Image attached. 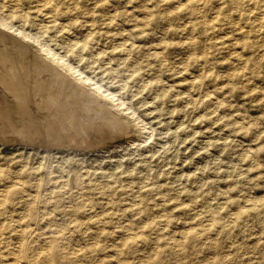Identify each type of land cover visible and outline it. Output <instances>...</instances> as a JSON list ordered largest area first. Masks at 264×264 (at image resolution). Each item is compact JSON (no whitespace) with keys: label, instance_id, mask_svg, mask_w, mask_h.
<instances>
[{"label":"rangeland","instance_id":"374dc122","mask_svg":"<svg viewBox=\"0 0 264 264\" xmlns=\"http://www.w3.org/2000/svg\"><path fill=\"white\" fill-rule=\"evenodd\" d=\"M44 1L0 3L13 28L112 91L139 129L64 133L56 119L60 145H51L37 130L15 141L0 123V264H42L48 254L77 264L69 250L93 262L87 246L139 227L206 230L193 264L221 254L222 264H264V0ZM41 98L10 109L1 94V118L29 137L46 115L34 106Z\"/></svg>","mask_w":264,"mask_h":264},{"label":"bare ground","instance_id":"6f19581e","mask_svg":"<svg viewBox=\"0 0 264 264\" xmlns=\"http://www.w3.org/2000/svg\"><path fill=\"white\" fill-rule=\"evenodd\" d=\"M12 1L14 2L15 0H12ZM36 1H39V0H36ZM41 2H43V0H41ZM44 2L45 3H52V0H46ZM199 4H201V3H199ZM2 6L3 5L1 2L0 3V96H1V94H4L5 96L6 95L9 96V98L11 100V102L9 100L10 109H11L12 107H17L20 105L22 106L24 104L27 105V104L32 103V105H33V102H32L33 98L36 96L43 95V98H41L39 101H37V104L34 106L38 107V108L40 106L42 107V111L46 113V115L42 116L44 121L43 122L38 121L35 124L33 123L32 127L30 128V132L34 131V130L35 131L37 130V132L39 131L40 136H41L40 139L43 143L45 142V143L51 144V145H60L59 144L60 139L58 138V136H51L52 132H50V130H51L50 127H51V125L54 124V121L56 119L58 121L59 130L64 132V133L73 132V133H77V134L80 133L81 134L82 132L89 131V130H90V133H92L94 130H96V128L97 129L100 128V129H103L104 131H106L107 134L114 135V136H122L123 134H125L128 131H132L133 129L135 131H137L139 129L137 126V123L135 121V118L130 117L129 113H128V115H126V114L122 113L123 111L121 112V109L119 107H121L120 105H122L123 103H122V101L116 103L117 100L116 101L114 100V96H113L114 94L112 95V91H111V93H108L107 91L101 89L100 86H98L94 82H92L88 77H85V76L82 77L81 72H79V70L76 67H74L73 64L71 65V64L63 61L60 56H57L56 54H54L50 50V47L47 44L42 43V41L39 40V37L36 34L30 33L32 31L26 32L24 30L25 28L20 29V30L17 28H13L12 25L10 23H8V20H9L8 16L9 15L8 14L4 15ZM7 29L11 30V32H7ZM18 39L26 41L27 45L30 48H32L31 50L34 49L37 53L33 54L32 52H30V50H28L29 48H27L28 46L24 45L23 42H22V44L19 43ZM47 58L49 60H47ZM95 58H96V56H95ZM144 86H145V84H144ZM141 88H142V86H141ZM167 88H165V89H167ZM6 98H8V97H6ZM199 98H202V94ZM193 99H194V96H193ZM193 99H191L192 102H193ZM1 104H3V103H1ZM127 109H128V107H127ZM123 110H125V109H123ZM4 114H7V113L5 112ZM6 116H8V115H6ZM194 116H195V114H194ZM8 120L5 121L4 118H1V113H0V123H4L5 125H8V127L10 128V131L12 132L11 137H14L15 141H22L23 142V140H27L33 136L34 137L36 136L37 132H35V131H34V134L29 133L30 134L29 137L24 136L23 131L26 132L24 130V127L15 125V123H12L9 118H8ZM141 121L142 120H140V122ZM56 129H57V127H56ZM7 130H8V128H7ZM141 130H143V129H141ZM144 130H145V128H144ZM62 132H61V135H62ZM142 132H144V131H142ZM90 133H89V135H90ZM107 136H109V135H107ZM140 136H141V134H140ZM34 139L37 140V138H34ZM57 139H59V140L57 141ZM71 139H73V138H71ZM106 139H107V137H106ZM75 140L70 141V143L74 142L73 145H76L77 148L89 149L92 147L91 145H89L91 143L88 144L87 141L83 142L84 143V145H83V144H80L81 142L80 143L75 142ZM88 141L90 142V140H88ZM101 143H103V142H101ZM32 145H34V144H32ZM246 148H248V147H246ZM69 149H70V147H69ZM244 150H247V149H244ZM46 152H47V150H46ZM125 185H126V183H125ZM200 199H201V196H200ZM218 201H220V200H218ZM156 205H158V204H156ZM105 206H106V204H105ZM207 207H209V206H207ZM25 208H26V206H25ZM170 211H172V210H170ZM33 221H37V220H33ZM126 225H127V223H126ZM40 226H42V225H40ZM19 228H21V227H19ZM43 228L41 230H43ZM126 230H129V229H126ZM146 230H148L147 233L145 232ZM130 234L131 235H125V236H123L124 235L123 234L122 235L123 237H121V236H119V234H117L116 237L119 240H115L116 239V237H115L114 242L112 244H111V241L109 242L110 246H108V245L104 246L102 244H99L98 242L96 243V245L92 244V245L87 246L88 251L92 252L94 254L95 258H94L93 262L87 261L84 259L87 256L86 255L87 252L81 253L79 250L77 256L73 253V251H70V250L66 251V252L64 250V252L67 255L75 256V258L77 259L76 260L77 264H193L199 259V254L200 253L203 254L202 244H206L210 241L207 238V236L209 234L206 230H195L192 228L186 232L180 231L179 235H176L174 233L176 236L169 235L168 232H164V230H161V229L155 228V227H149V228L139 227L136 231L130 232ZM148 236H150L151 239ZM45 240H47V239H45ZM117 241H119L118 245H116V243H118ZM61 243H62L61 237H58V238L55 237L52 241L51 246L56 251L58 250L60 253H62L63 244H61ZM126 244H129V246L128 245L126 246ZM47 248H48V246H47ZM41 249L43 250V248H41ZM82 249L84 250L85 247ZM17 250L19 251V249H17ZM44 251H46V250H44ZM27 253H28V251H25V253L23 254L24 258H26V260L28 258ZM220 256L222 257L221 262H212V261L206 260L204 262V264H206L207 262H208V264H222L223 261L224 260L226 261V258L228 257L226 254H221ZM12 257H13V253H12ZM52 257H53V255H52ZM33 258H32V261H33ZM160 258H162V260ZM164 258H168V259H164ZM200 260L202 261L203 258H201ZM0 263H1V261H0ZM42 264H51L49 254L44 256ZM55 264H68V260H64L62 257Z\"/></svg>","mask_w":264,"mask_h":264}]
</instances>
